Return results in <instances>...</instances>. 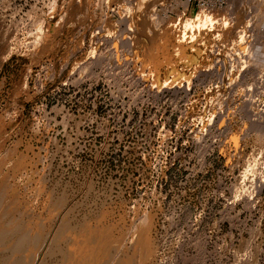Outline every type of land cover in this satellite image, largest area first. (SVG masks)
Instances as JSON below:
<instances>
[{
	"label": "rangeland",
	"instance_id": "obj_1",
	"mask_svg": "<svg viewBox=\"0 0 264 264\" xmlns=\"http://www.w3.org/2000/svg\"><path fill=\"white\" fill-rule=\"evenodd\" d=\"M80 1L57 8L55 0H0V231L7 234L0 232V263L19 236L38 234L40 258L58 264L74 241L68 236L84 232L86 221L98 233L92 241L111 240L101 264L109 253V264L136 258L138 231L151 216L146 264H264V127L244 110L245 102L264 109V48L258 49L264 28L241 6L197 10L189 0H161L169 2L166 49L164 28L150 30L154 41L138 37L141 26H130L150 10L148 1L82 0L86 8ZM121 11L130 18L126 25ZM199 13L213 21L195 47L186 41L197 60L190 68L173 46L185 18ZM107 22L117 23L118 33L108 36ZM253 33L260 42L254 47L247 42ZM113 37L135 47L144 40L154 52L143 61L159 58L154 78L160 82L173 81L176 69L197 75L206 66L199 58L206 46L232 55L233 66L244 67L228 90L226 126L207 135L194 128L204 101L226 89L221 74L194 80L191 101L184 81L158 94L153 77L143 78L141 64ZM239 43L248 45L246 64L235 56ZM233 69L225 72L229 78L237 75Z\"/></svg>",
	"mask_w": 264,
	"mask_h": 264
},
{
	"label": "bare ground",
	"instance_id": "obj_2",
	"mask_svg": "<svg viewBox=\"0 0 264 264\" xmlns=\"http://www.w3.org/2000/svg\"><path fill=\"white\" fill-rule=\"evenodd\" d=\"M146 1H148L149 4H150L149 6H151L150 10L147 13H145V14H143L141 16L140 15L136 16L134 18V21H132L133 23H131L130 26L131 25H133V27L134 26L138 27V25H139V27L141 26L140 27L141 31H138V37L141 36V38H142V37L150 36V38L152 40H154V41H157V40H155L156 39V37H155L156 34L154 36H151V35L154 34V32H159V31H161V29L164 28V30H162V35L165 37V40H168V41H166V43L168 45V47H166V49H169V13H168L169 12V4H168L169 2L168 1L167 2L166 1H161V0H146ZM144 2H145V0H140V4H142ZM80 4H83L84 8H86L85 6L87 5V3L85 1L81 0L79 5ZM145 4H146V2H145ZM109 7H111V6H109ZM123 8L125 10V7H123ZM146 8H148V6ZM126 11H127V9H126ZM144 11H146V9ZM120 15H121L120 22H122L125 25L128 22H130L129 21L130 18L129 19L123 18L124 15L122 14V11L120 12ZM248 20H249V18H248ZM211 21H213V18H212L211 15L199 13L198 15H196V17H187V18H185L184 22H182L180 27H183L184 30L182 29L181 36H180L177 44H175L173 46V49H174V52L176 53V55H179L180 59L185 61L187 66H189V67L191 66V67L197 68V66H194V62H196L197 60H196V58L193 55H189L187 53L186 41H187V44L191 43V46L195 47V44L197 43V39H196L197 36L200 33H202V31L204 29H206V27L208 26L209 22L211 23ZM107 23L109 24V22H107ZM116 24H113V26H116ZM250 24L244 23V27H247L250 30V28H252ZM120 25H122V24H120ZM109 26H112V25L109 24L108 28H109ZM113 26L109 29L108 36H110L109 32L113 33L117 29V28L113 29ZM224 26H225V24H224ZM143 27L146 28V29H143ZM211 27H213V26H211ZM260 27L261 26H258V28H260ZM176 29H177V27H176ZM150 30H153L154 32H152ZM248 34H246V36ZM256 35H257V33L256 34L253 33L252 35L250 34V36H253V37H252L251 40L247 41L249 43V45L253 44V47L255 45L254 43H259L260 44V42L256 41V38H257ZM163 36H162V38H163ZM258 37L260 39L264 38V29L259 30ZM141 38H139V39H141ZM102 39H103V37H102ZM115 40L122 41L123 46H127L130 49V54H131L134 62L136 64H141L139 66V69H140V73L143 76V78H151L152 79V77H153V79L151 81V86H152V88H157L158 91H159L160 88H161V85H160L159 79H158L159 77L158 78H154V75L156 74V75L159 76L158 68H159V65H160V60H159V58L157 59V57L155 56V53H154V56L157 59L156 62L154 61V62H147L146 63L145 60L143 61V57L146 56V53H148L147 52V48L144 46V43H143L144 40L142 41V43H141L140 40H139L140 42H136V47H135L134 41H131V40L127 39V38L113 37L111 41H115ZM154 41H153V43H156ZM159 41H160V43H158L159 45L164 43V41H161L160 39H159ZM240 44L241 43H239V45ZM159 45L158 46L156 45L155 47H153V48L158 47V48H156V49H158V51L156 50L157 51V55H158V53H159V55L162 53L161 50H160ZM152 46H154V44ZM247 46H248L247 44L245 46H241L240 45V51H241L240 53L241 54L238 53L237 55H235L236 57H238L239 60H241V59L244 60V58H245V61H246V59L247 60H251L250 59V51L247 50L248 49ZM263 48H264L263 46H259L258 49L261 51V49H263ZM192 49H194V48H192ZM134 50H136L138 52H134ZM92 51L94 52V50H92ZM150 51L152 53H148V55L152 54V57H153V52L154 51H152V48H150ZM248 51H249V53H248ZM235 54H236V52H235ZM138 55H140V58H139ZM146 58H148V57H146ZM149 58H151V57H149ZM149 58L147 60H149ZM144 59H145V57H144ZM153 59H155V58H153ZM241 61H240V63H241ZM96 62L99 63V61H96ZM242 62L246 64V62H244V61H242ZM99 65H101V64H99ZM93 66H95L94 63H93ZM243 67H244V65H241V64L240 65L238 64V66H234L233 67L234 68L233 72L235 71V69H237V75L234 74L235 73L234 72L233 75L230 76L231 78H229V75L226 74V73L222 74L221 79L224 80V81L226 80L225 81L226 82V85H225L226 89H223L224 91L222 92V94H223L222 95L223 104H226L229 101V92H228V90H231L233 88V86L236 85V81H237L236 78H238V73H240V71L242 70ZM147 70H149V73L146 72ZM174 71L175 72H173V73H174V77L175 78L174 79L172 78L173 81L170 80V82H169V77H168L164 81L163 87H165V88H169L170 87V89L176 88L178 86L182 87L183 85L181 84V82L184 81L185 83L188 84V88H190L191 85H192L193 79H194L195 72L192 71L189 75H187L186 73H181L180 71H177V69L174 70ZM172 76H173V74H172ZM234 76H235V78H232ZM259 103H260V101H259ZM262 103L263 102H261V104ZM252 104L253 103L245 102L244 110L245 111H249L250 114L251 113L254 114L253 115L254 116V120H255L254 123H256V122H257V124L259 123L257 125L258 127L259 126L260 127H264V124H261L262 122L264 123V109L263 108L260 109L259 108L260 106H258V104H257V106H255V104L253 106ZM251 115H250V117H251ZM202 118H203L202 120H204L205 115H203ZM199 133L202 134V135H206L207 130L205 129V126L202 127V130H200ZM239 136L240 135H238V139H239ZM236 140H237V138L235 139V142H236ZM237 143H238V141H237ZM262 183H261V186H263ZM147 218H148V216H147ZM88 222L86 221L87 224L85 223L86 225L82 226V228H81V231L84 230V232L79 234V232L76 230L78 232V234H76V231H75V233H73V235L71 234V235L68 236L69 238H74V241H72L71 244H69V245L67 244L69 247L64 249V251H62L63 257L61 258V260H59L60 262L58 264H101L100 261H101L102 248H103L104 245L109 244V242L111 240L109 241V236L107 235L105 239L99 241L98 243L96 241H92V239L97 238L98 233L96 232V230ZM144 223L145 224L143 226H140V230L139 231L137 230L138 231V240H139V242L141 244V249H140V251L138 253V256L136 258H133V257L121 258V259H119L116 262V264H129L130 262H132L133 264H146L145 257H146V255L151 254V252H152V247H151V242L152 241H151V236L149 234V231H150V228H151V226L153 224V218L150 216ZM140 225H141V223H140ZM105 231L108 232V229L106 230V228H105ZM2 232L5 233L4 228H3ZM4 233L1 234V235H4ZM79 235L81 237V240L76 241V239L78 238ZM6 236H7V234L5 235L4 238H6ZM26 236L23 237V238H19L20 236L18 237L19 240L18 239L17 240L19 242L18 243L16 242L17 245H15L16 244L15 243L14 244L15 246H13V248L11 247L13 249L12 255L9 254V256H7V258L5 257L7 260H5V261L3 260L4 263L2 261L0 264H46L45 260L42 257L40 258V254H41V247H40L41 236H39L38 234H37V236L35 235L36 236L35 238L28 237L29 236L28 234H26ZM33 237H34V235H33ZM1 238L2 237L0 236V240H1ZM43 239H45V238H43ZM44 242H45V240H44ZM52 242H55V241L52 240ZM53 245H54V243H53ZM53 245H50V249H48V251L47 250L46 251L51 253V254H53L54 250H55L54 248H53L54 250L51 248ZM44 246L45 245H43L42 247H44ZM110 248H108V249H110ZM5 250H8V249L5 248ZM110 260H111V254L109 253L108 254V259L102 264H109Z\"/></svg>",
	"mask_w": 264,
	"mask_h": 264
},
{
	"label": "built area",
	"instance_id": "obj_3",
	"mask_svg": "<svg viewBox=\"0 0 264 264\" xmlns=\"http://www.w3.org/2000/svg\"><path fill=\"white\" fill-rule=\"evenodd\" d=\"M188 4L189 6H192V9L210 10V9H215V8H224L227 3L225 0H189ZM198 45L204 46L202 43H198ZM216 47L212 48V50L208 49V46H206L204 49L202 48V53L199 55V58L201 59L202 62L205 63L206 66L200 65L204 67L200 69L197 75L196 73L194 74V79H193V82L190 88H188V84L186 83L185 92H186L188 100L191 101V93H192V88L194 86V80H198V79L202 80L204 78H207L212 73H214V71H216L218 75L220 74L222 75L230 67L231 68L234 67L232 64L234 59H232L230 55L225 56L224 54H221V52L217 51ZM191 51L193 50L191 49ZM226 60H228V62ZM190 68L192 67L190 66ZM165 69H169V67H166ZM159 83L161 85L160 90L158 91L157 88H154L157 90L158 94H161V93L164 94L166 92H169V88L163 87L164 81L160 82L159 80ZM236 85H234L233 87H235ZM223 91L224 90L222 91L220 90L219 92H216L215 96L212 97V100L206 99L204 101L203 110L201 111V113H199L198 124H196L194 128H198L200 131L202 130V127L205 126V129L207 130V133H208L213 128L215 129L216 127H218L217 129L219 130V129H222V127L226 126V122L228 121L227 119L228 115H226V111L228 110L229 106H227V104H223V99H222ZM187 113L189 112L187 111ZM203 115H205L204 120H202ZM226 119L227 121H225Z\"/></svg>",
	"mask_w": 264,
	"mask_h": 264
},
{
	"label": "crops",
	"instance_id": "obj_4",
	"mask_svg": "<svg viewBox=\"0 0 264 264\" xmlns=\"http://www.w3.org/2000/svg\"><path fill=\"white\" fill-rule=\"evenodd\" d=\"M66 0H55V4L58 8L60 3H63ZM227 5L230 6V9L241 6V11H244L246 14L252 17L253 21L264 28V0H227ZM258 25V26H259Z\"/></svg>",
	"mask_w": 264,
	"mask_h": 264
}]
</instances>
